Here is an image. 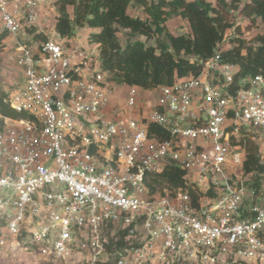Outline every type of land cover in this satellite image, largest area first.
<instances>
[{
	"label": "built area",
	"instance_id": "2783aa9c",
	"mask_svg": "<svg viewBox=\"0 0 264 264\" xmlns=\"http://www.w3.org/2000/svg\"><path fill=\"white\" fill-rule=\"evenodd\" d=\"M43 4L0 0V30L18 37ZM17 44L24 81L7 100L28 119L0 129V247L66 264H264V75L238 80L218 53L196 77L121 91L97 46L56 31ZM247 140L259 172L244 170ZM172 164L186 187L151 192Z\"/></svg>",
	"mask_w": 264,
	"mask_h": 264
},
{
	"label": "trees",
	"instance_id": "16d2710c",
	"mask_svg": "<svg viewBox=\"0 0 264 264\" xmlns=\"http://www.w3.org/2000/svg\"><path fill=\"white\" fill-rule=\"evenodd\" d=\"M242 3L243 0H56L54 29L65 40L74 39L80 29L89 30L88 42L99 49L102 71L120 86H137L146 91L171 86L198 76L202 62L218 53L224 62L239 67L238 80L254 78L264 75V33L249 41L235 36L231 46L223 49L228 32L241 33L235 24L237 16L242 15L252 25L259 20L264 25V0ZM130 9L141 10L144 17L131 15ZM172 18L185 21L188 32L172 34L168 30ZM32 27L35 26L27 33L33 36L34 44L47 40L48 35ZM121 31L131 38L124 46L119 39ZM8 36V32L0 30V51ZM7 99V93L0 88V129L5 118L28 119L27 114L13 110ZM149 131L167 138L156 125H150ZM260 169L257 146L247 140L244 170L250 173ZM148 186L151 192L185 188V172L172 164L162 174L151 176Z\"/></svg>",
	"mask_w": 264,
	"mask_h": 264
},
{
	"label": "rangeland",
	"instance_id": "374dc122",
	"mask_svg": "<svg viewBox=\"0 0 264 264\" xmlns=\"http://www.w3.org/2000/svg\"><path fill=\"white\" fill-rule=\"evenodd\" d=\"M208 1L213 2L215 0ZM248 1L249 0H243L242 4ZM54 2L49 4L50 8L54 5ZM130 14L133 16L144 17L142 11L139 9H130ZM235 24L240 26L241 33L238 35L236 33L234 34L233 31L228 32L227 40L223 44V49H227L231 46V39L235 36L244 38L249 41L254 36L264 33V25L260 20L257 21L255 25H252L249 20L240 15L236 17ZM29 28L30 27H25L24 30L27 32ZM33 28L37 30L36 27H32V29ZM168 30L175 35L185 34L188 32V25L180 18H172L168 23ZM77 33V37L78 39H80L81 37H84L85 31H78ZM10 37L11 36H8L7 38V42L9 43L5 44L3 50L0 51V88L4 90L7 95L10 92H13V90L24 81L23 69L18 64L19 54L17 51V39L10 42ZM119 39L122 46H124L131 38L126 31H121L119 33ZM141 39L145 40V38ZM18 42L26 43L29 46L33 45L31 42L23 39H18ZM150 44L153 45L154 41H151ZM156 95L157 91L152 92L149 96L150 100H155ZM124 97L125 92H120V94H118V99L122 103ZM1 226L2 225H0V227ZM72 261L73 262L71 264H81L82 257H80L79 255H75L74 258H72ZM0 264H66V262L55 261L49 254H43L40 250L36 249V247L30 246L28 244V246H23L21 248L0 247Z\"/></svg>",
	"mask_w": 264,
	"mask_h": 264
},
{
	"label": "crops",
	"instance_id": "0c3cea01",
	"mask_svg": "<svg viewBox=\"0 0 264 264\" xmlns=\"http://www.w3.org/2000/svg\"><path fill=\"white\" fill-rule=\"evenodd\" d=\"M55 0H43L44 4L41 8V17L39 22L35 25V27L37 28V33H43L45 35L48 36H53L55 34V23H56V17H57V11H56V7L53 5L51 8L49 7L50 3H53ZM1 26V23H0ZM79 32L81 31H85L84 37H81L80 39H78V33L77 36L74 38V41L78 44H80L81 46L85 47V48H89L91 47V45L88 42V34H89V30L87 29H80L78 30ZM11 36V35H9ZM10 42L11 41H15L17 39L16 42H18V39H23V40H27L29 42L33 41V36L29 33H27L26 31H24L23 33H21L18 37H14L11 36L10 37ZM9 42H7V40L5 41V44H7ZM33 44V42H32ZM119 89L122 91L123 89H125L124 85H118ZM148 105H152L154 103V100L152 99V101H146L145 102Z\"/></svg>",
	"mask_w": 264,
	"mask_h": 264
}]
</instances>
